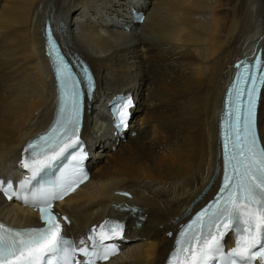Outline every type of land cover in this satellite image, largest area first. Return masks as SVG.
Masks as SVG:
<instances>
[{
    "label": "bare ground",
    "instance_id": "obj_1",
    "mask_svg": "<svg viewBox=\"0 0 264 264\" xmlns=\"http://www.w3.org/2000/svg\"><path fill=\"white\" fill-rule=\"evenodd\" d=\"M132 11L145 15L142 24ZM53 17L67 56L85 61L97 85L81 132L91 178L57 206L70 217L65 231L84 238L119 219L127 238L105 264H164L174 240L167 232L218 186L225 86L254 50L264 59V0H0L3 180L22 176L24 145L52 121L43 27ZM118 94L135 99L123 137L113 136L106 114ZM258 123L264 136V96ZM0 220L38 225L36 214L1 198Z\"/></svg>",
    "mask_w": 264,
    "mask_h": 264
},
{
    "label": "snow or ice",
    "instance_id": "obj_2",
    "mask_svg": "<svg viewBox=\"0 0 264 264\" xmlns=\"http://www.w3.org/2000/svg\"><path fill=\"white\" fill-rule=\"evenodd\" d=\"M47 39L60 88L57 118L24 149L28 158L22 167L31 175L21 181V191L9 194L13 183L0 179V191L9 200L15 195L24 204L39 207L43 226L18 230L0 223V264H98L118 250L116 243L105 241L127 238L124 223L106 220L99 226V238L93 228L75 242L62 227L67 217L53 211L54 201L88 178L83 167L87 153L79 133L93 77L84 68V80L76 78L50 32ZM236 68L222 126L221 185L215 197L180 228L169 264H264V136L259 135L257 103L264 96V65L257 59L253 65L241 61ZM118 103V126L124 128L131 99ZM70 173L74 179H69ZM229 233L235 235V247L226 254L224 240Z\"/></svg>",
    "mask_w": 264,
    "mask_h": 264
},
{
    "label": "rangeland",
    "instance_id": "obj_3",
    "mask_svg": "<svg viewBox=\"0 0 264 264\" xmlns=\"http://www.w3.org/2000/svg\"><path fill=\"white\" fill-rule=\"evenodd\" d=\"M142 3V2H141ZM141 3H140V5H139V7H138V9L141 7ZM136 8V7H135ZM95 102V101H94Z\"/></svg>",
    "mask_w": 264,
    "mask_h": 264
}]
</instances>
